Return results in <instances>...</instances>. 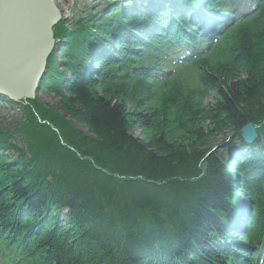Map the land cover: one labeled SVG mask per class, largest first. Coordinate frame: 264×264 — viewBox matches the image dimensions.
<instances>
[{
  "label": "trees",
  "instance_id": "obj_1",
  "mask_svg": "<svg viewBox=\"0 0 264 264\" xmlns=\"http://www.w3.org/2000/svg\"><path fill=\"white\" fill-rule=\"evenodd\" d=\"M130 26H119L123 36ZM249 31L234 36L230 60L204 73L203 98L212 89L216 103L171 89L153 109L144 79L125 87L100 63L98 74L86 71L93 33L68 37L64 52L78 53L67 57L70 78L52 59L44 83L71 121L49 114L42 122L35 104L12 132L0 126V227L7 234L29 213L44 228L35 245L48 264H241L222 242H245L229 232L233 197L236 188L244 200L262 197L264 156L241 166L213 142L227 130L241 139L248 122L264 138V28ZM109 38L114 56L125 54L121 37Z\"/></svg>",
  "mask_w": 264,
  "mask_h": 264
},
{
  "label": "water",
  "instance_id": "obj_2",
  "mask_svg": "<svg viewBox=\"0 0 264 264\" xmlns=\"http://www.w3.org/2000/svg\"><path fill=\"white\" fill-rule=\"evenodd\" d=\"M59 18L54 0H0V93L12 100L34 98L57 43L51 28ZM242 132L247 142L255 140L252 124Z\"/></svg>",
  "mask_w": 264,
  "mask_h": 264
},
{
  "label": "rangeland",
  "instance_id": "obj_3",
  "mask_svg": "<svg viewBox=\"0 0 264 264\" xmlns=\"http://www.w3.org/2000/svg\"><path fill=\"white\" fill-rule=\"evenodd\" d=\"M114 0H56V5L60 10V18L61 23L57 26V31L60 35H57V43L56 46L53 47V52L50 54L48 58H52L55 62V66L57 69L56 74L61 75L62 72H64V76H68L70 78V74L65 70L67 67V57L70 55H73V58L77 60V54H70L64 52L66 49V46L68 45V37L74 39V35L78 37V39H81V33H84L82 37H87V32L93 33V38L91 35V39L94 40L93 45L91 44L89 46V52L88 55L91 56L92 61H90L87 65L85 63L86 71L89 72L93 69H96L98 67L97 62V55L96 50H101L102 55L107 51L110 52L108 49L116 46L114 44L109 43L108 37H114V35L109 32V30H106L105 37H103L102 40H99L100 37H102V32L106 29V23H105V14L108 11L106 10V7L109 6V2H112ZM124 4V3H123ZM122 5H118V9H120ZM117 7V6H115ZM117 9V10H118ZM110 10V9H109ZM114 14L112 12L110 15ZM108 15V14H107ZM108 17V16H107ZM107 22V21H106ZM56 31V32H57ZM81 32V33H80ZM118 36L121 37V40L124 44L129 45L126 41V36H123L121 33V30H117ZM95 45L100 46V48L92 47ZM53 54V55H52ZM52 55V56H51ZM89 56V57H90ZM109 57H115L113 53L108 54ZM71 58V57H69ZM51 59V60H52ZM50 60V61H51ZM79 62H82V60H78ZM99 61V60H98ZM64 64L66 66H64ZM112 65V62L109 64L110 67ZM55 70V69H54ZM64 70V71H63ZM109 70H111L109 68ZM98 71V69L96 70ZM61 73V74H60ZM56 78V75H55ZM64 91L63 84L60 83L59 85ZM46 86V83L42 81V84L39 85L38 91H36V95L33 99H20V100H11L6 97H2L0 94V126L3 127L4 130L13 131L17 128L18 125L22 121L26 119V115L30 113H35L32 111V108L35 106V104L39 107L36 109V113L34 116L43 122L45 121L44 117H49V114L53 115H59L60 119H65L67 121H71V118L67 115L64 108L62 107V101L60 100L59 96L56 95L59 94L58 91L56 93H53V91H49ZM218 96H216L215 91H210L209 96L205 100H199V105H204V107L209 106L210 104L216 103ZM29 108V110H28ZM42 108V109H41ZM41 111V112H39ZM45 115H44V113ZM44 116V117H43ZM57 117V116H56ZM47 120V119H46ZM48 121V120H47ZM224 134V135H223ZM223 134H220L217 139L214 140L213 145H215L220 152H223V150L226 149L227 145H224L223 143L227 141L229 144L231 140H237L236 135L233 131L227 130ZM14 140H19L18 135L12 136ZM20 141V140H19ZM238 144V142H236ZM228 147V146H227ZM14 158L15 155L13 154ZM231 166V165H230ZM227 166L230 173H234L231 169H234L233 167ZM235 171V170H234ZM28 216V214H26Z\"/></svg>",
  "mask_w": 264,
  "mask_h": 264
},
{
  "label": "bare ground",
  "instance_id": "obj_4",
  "mask_svg": "<svg viewBox=\"0 0 264 264\" xmlns=\"http://www.w3.org/2000/svg\"><path fill=\"white\" fill-rule=\"evenodd\" d=\"M55 2H56V0H54ZM127 1V0H126ZM126 5H133V2L132 3H128V2H126ZM44 19H45V24L47 23V18H46V16H44ZM59 22H57V24H55L54 25V27L53 28H51V30H52V33H54L55 34V39L57 40V35H59V32L57 31V26L59 25V24H62L61 22V20H58ZM57 31V32H56ZM137 30L136 29H131V32H133V33H135ZM134 36H137V35H135L134 34ZM42 37H43V34L41 35V37H40V40L42 39ZM164 47H162V49H163ZM110 49V48H109ZM111 49H113V48H111ZM115 49H113V51H114ZM109 53H114L115 54V51L114 52H107V54H109ZM53 55V54H52ZM51 55V56H52ZM6 58H8V57H6ZM9 59V58H8ZM52 58H50V60H51ZM49 60V62H51ZM50 66V65H49ZM49 66H47V67H49ZM46 71H47V73H49V71H48V68L46 69ZM54 77H55V75H54ZM169 84H171V85H174V86H179V89H178V93L179 94H181L182 95V97H184V98H187V97H189L190 96V94H191V92L190 91H194V92H196V90L192 87V86H190V83H191V80H190V78L189 77H185V78H183L181 81L179 80V81H176V82H172V81H169L168 82ZM181 87V88H180ZM28 210H29V208L27 207V208H25L24 209V211L25 212H28ZM47 212H49V209L47 210ZM60 216L61 217H63V218H66L67 217V210H62L61 212H60ZM14 231H16V230H14ZM17 232V231H16ZM19 233H20V235L21 236H19V238H17V241H16V243H19L18 242V240L19 239H21V238H23V236H24V234H23V232L20 230L19 231ZM5 241H3V243H4ZM13 246V245H12ZM29 249V245L28 246H26L24 249H23V251L22 252H26L27 250ZM20 251H21V249H20Z\"/></svg>",
  "mask_w": 264,
  "mask_h": 264
}]
</instances>
